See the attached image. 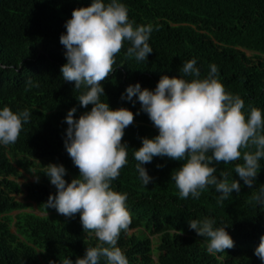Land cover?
<instances>
[{"label":"clouds","instance_id":"1","mask_svg":"<svg viewBox=\"0 0 264 264\" xmlns=\"http://www.w3.org/2000/svg\"><path fill=\"white\" fill-rule=\"evenodd\" d=\"M12 1L0 0V39L4 41L1 54L7 43L4 12ZM27 3L34 17L21 19L18 29L34 31L59 47L52 48L54 52L27 53L17 67L6 63L0 54V95H12L14 82L20 78L32 82L36 93L22 111L0 106V156L7 159L6 163L0 162V173L4 182H16L11 187L13 197L8 195L16 206L0 213V221L8 217L10 232L25 240L18 224H26L23 217L30 211L24 203L36 201L43 192L48 195L46 208L55 209L59 218L74 217L82 237L97 241L95 246L86 248L82 257H64L59 264H130L128 253L141 259L134 264H161L167 232L149 231L142 224L130 225L134 217L126 202L130 199L144 205L149 200L147 194H159L169 184L172 189L175 187V196L179 190L177 196L182 199L176 203L177 221L182 227L168 230L196 242L223 264L225 257L237 248L234 236L227 231L230 224L216 221L213 199L190 204L205 190L220 193L217 203L222 204L233 192H241L240 181L252 188L261 166L264 168V112L250 96L260 85H246L241 93L222 81L224 72L238 71L242 65L259 68L260 63L264 64V51L247 45L235 46L236 51L219 48L208 62L205 77H201L197 60L192 58L179 68L178 77L163 75L152 90L150 81L137 75L130 81L123 77L118 90L107 92L104 84L121 67L115 59L121 53L136 62H147L153 52L149 43L153 25L130 19L123 0ZM249 8V0L232 3L230 15L222 20V29L231 32L244 24ZM215 10L218 13L219 7ZM60 61L65 62L62 75L55 70ZM9 65L11 69L4 72ZM65 86L70 89L71 98L63 110L72 108L64 117L65 132L57 134V148L64 144L73 168L49 160L47 154L34 148L14 156L10 147L30 121V112L59 95ZM75 106L81 107L78 118L74 116ZM137 125L149 130L137 135V149L132 153L137 163L128 175L126 192H119L112 182L129 162L126 135ZM154 157L182 163L156 180ZM240 158L244 162L234 167L239 179L229 181L230 173L224 171L217 175V164ZM261 184L252 200L264 208V180ZM0 185L5 187L1 179ZM50 188L55 192L50 193ZM246 229L248 238L242 248L249 247L254 264H264V218L260 223L247 224ZM28 242L38 253L34 240ZM38 255L40 264H55Z\"/></svg>","mask_w":264,"mask_h":264},{"label":"trees","instance_id":"2","mask_svg":"<svg viewBox=\"0 0 264 264\" xmlns=\"http://www.w3.org/2000/svg\"><path fill=\"white\" fill-rule=\"evenodd\" d=\"M26 1V2H25ZM14 0L4 12V23L7 27V43L4 54H1L3 39H0V54L4 55V61L12 64L14 67L27 53L37 52L39 50L54 52L53 49L59 47L58 44L49 41L34 31L24 32L18 29V22L23 19H32L34 11L27 2L31 0ZM128 7L129 18L139 24H152L154 27L150 35L149 43L153 47V52L148 55L147 62H136L134 58H128L121 53L115 58L120 68H117L109 82L104 84L107 92L118 90L122 86V78L126 81L134 79L139 75L145 82L150 81L149 90L155 88L159 79L163 75L169 77L179 76V68L182 64L192 58H196L197 67L200 69L201 77L207 74L208 62L211 56L221 48L223 51H236L235 46L247 45L251 49H261L264 51V0H249L250 8L244 24L237 27L236 30L225 32L222 29V20L230 15V5L241 0H123ZM1 5V4H0ZM219 7L217 13L215 7ZM0 37L3 32L0 28ZM52 47H51V46ZM52 55L48 56L51 58ZM63 61L56 63V72L60 75ZM11 66H7L4 72H8ZM28 72V69L26 70ZM225 82L232 90L244 93V87L249 84H259L250 95L253 102L264 112V64L260 63L259 68L242 65L238 71L224 72L222 74ZM59 81V80H58ZM70 89L65 86L59 95L50 98L43 103L40 109L31 111L30 121L26 123L21 131L19 139L11 145V151L14 156L19 152L29 151L34 148L49 156V160L57 161L66 167L73 168V161L68 155L64 144L57 148V134H62L67 128L64 117L69 109L64 106L70 100ZM36 93L32 82L24 78L17 79L14 82L13 94L3 98L0 95V106H9L14 112L22 111ZM77 112L75 117H79L80 106H75ZM46 110H51L49 114ZM148 127L137 125L126 135V143L129 147L128 164L120 170V175L112 182L116 191L126 192L125 186L130 170L134 168L137 161L133 158V151L137 149V135L148 132ZM18 161V160H16ZM0 162L6 163L4 155L0 156ZM153 166L158 169V180L173 167H179L181 161L169 159L167 157H154ZM244 161L240 158L237 161L225 164L223 162L216 165L217 175L221 171L229 172V181L239 179L236 176L234 167L237 163ZM264 180V168L261 166L257 175L256 182L249 188L241 183V192H233L222 204L217 203L220 193L205 190L199 199L191 201L190 205L203 204L208 199H213V208L216 212V221L218 223H229L228 232L234 236L236 250L225 257L223 264H254L250 256L249 247L242 248L247 241V224L252 222L260 223L264 218V208L256 205L252 196L262 186ZM46 182L44 177L42 183ZM16 182L6 181L5 189L11 191ZM41 183L39 184V188ZM175 190V187H173ZM172 187L167 184L159 194H147L146 204H138L134 200H127V207L130 208L134 220L131 219L130 225L142 224L147 230L163 229L167 232L165 242L166 253L161 256V264H222L215 257L205 252L204 248L189 238H182L177 232H171L175 226L182 227L178 223V211L176 203L179 198L173 192ZM50 193L55 192L50 188ZM133 192V191H132ZM130 193V192H129ZM48 200L46 193L40 192L38 204L45 208V202ZM16 206L3 190H0V213L10 210ZM51 210H55L50 208ZM212 213V209L209 210ZM26 219L37 225V229H31L28 224H19L20 232L25 236V244L19 240L18 236L10 232L6 220L3 217L0 221V264H40L39 255L54 253L60 257H68L75 260L82 257L87 247L95 246L97 241H84L74 217L58 218L59 225L48 227L42 225L39 219L40 215L33 210L25 212ZM39 218V219H38ZM218 225V224H217ZM223 226V225H222ZM44 227H48L45 229ZM153 232V231H151ZM123 234V231L121 232ZM29 240H34L38 248L29 244ZM240 246V247H238ZM82 247H85L82 249ZM127 254V253H126ZM129 255V256H128ZM127 258L130 264L133 261L141 260L138 257H132L128 253ZM131 256V257H130ZM144 257L149 258V253H143ZM142 262L145 263L144 260Z\"/></svg>","mask_w":264,"mask_h":264},{"label":"bare ground","instance_id":"3","mask_svg":"<svg viewBox=\"0 0 264 264\" xmlns=\"http://www.w3.org/2000/svg\"><path fill=\"white\" fill-rule=\"evenodd\" d=\"M128 7H133L131 5H128ZM2 173H0V179L2 180V184L4 185V180L2 179ZM0 187L2 188V190L7 194V195H10L13 197L14 193L13 192H7L5 187L1 186ZM24 206L27 207L28 210L30 211H34L36 214L40 215L41 219L40 222L42 223V226L45 225V226H57L59 225L58 223V216L60 215L59 213L56 212V210H51L50 208H44L42 207L40 204L37 203V201H34V202H30V203H24ZM21 211V210H19ZM50 214V215H49ZM23 222L28 224L29 227L31 229H37V225L35 223H31L28 219H26V217H23ZM48 227H44L45 229H47ZM19 240H22L23 244H25V242L23 241V238L22 237H19ZM84 241H90L91 238H83ZM89 246H90V242H88ZM85 247H82V249H84ZM42 258H48L49 262H55V264H59V261H61L64 257H60V255L58 254H54V253H48L46 255H42L41 256Z\"/></svg>","mask_w":264,"mask_h":264},{"label":"rangeland","instance_id":"4","mask_svg":"<svg viewBox=\"0 0 264 264\" xmlns=\"http://www.w3.org/2000/svg\"><path fill=\"white\" fill-rule=\"evenodd\" d=\"M50 215V214H49Z\"/></svg>","mask_w":264,"mask_h":264}]
</instances>
